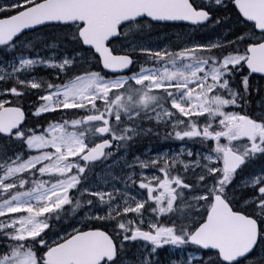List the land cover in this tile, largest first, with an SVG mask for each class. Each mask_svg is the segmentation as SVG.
Returning a JSON list of instances; mask_svg holds the SVG:
<instances>
[{
  "label": "snow or ice",
  "instance_id": "obj_1",
  "mask_svg": "<svg viewBox=\"0 0 264 264\" xmlns=\"http://www.w3.org/2000/svg\"><path fill=\"white\" fill-rule=\"evenodd\" d=\"M0 264H264V0H0Z\"/></svg>",
  "mask_w": 264,
  "mask_h": 264
},
{
  "label": "bare ground",
  "instance_id": "obj_2",
  "mask_svg": "<svg viewBox=\"0 0 264 264\" xmlns=\"http://www.w3.org/2000/svg\"><path fill=\"white\" fill-rule=\"evenodd\" d=\"M170 36V35H169Z\"/></svg>",
  "mask_w": 264,
  "mask_h": 264
}]
</instances>
